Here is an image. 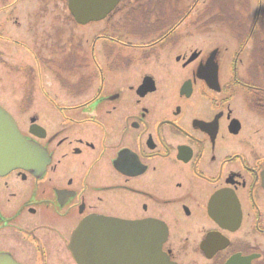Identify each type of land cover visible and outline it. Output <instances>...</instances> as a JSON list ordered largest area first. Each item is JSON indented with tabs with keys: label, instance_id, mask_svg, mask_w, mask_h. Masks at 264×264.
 Returning a JSON list of instances; mask_svg holds the SVG:
<instances>
[{
	"label": "flooded vegetation",
	"instance_id": "1",
	"mask_svg": "<svg viewBox=\"0 0 264 264\" xmlns=\"http://www.w3.org/2000/svg\"><path fill=\"white\" fill-rule=\"evenodd\" d=\"M70 1L0 0V107L42 152L0 174V255L78 264L74 233L102 218L153 224L115 232L124 264H153L155 225L172 264H264V6L223 48L204 0L87 22Z\"/></svg>",
	"mask_w": 264,
	"mask_h": 264
},
{
	"label": "water",
	"instance_id": "2",
	"mask_svg": "<svg viewBox=\"0 0 264 264\" xmlns=\"http://www.w3.org/2000/svg\"><path fill=\"white\" fill-rule=\"evenodd\" d=\"M98 1L71 0V9L77 20L80 22L102 20L113 11L115 5L119 2V0ZM92 4L102 5V10L89 11L88 8ZM41 160L42 152L22 137L14 118L0 107V174L12 170L13 167H26L38 164ZM151 226L153 224H124L123 222L108 219L93 218L84 221L77 229L73 235L70 248L78 264H124L121 259L123 251L120 249L123 238L121 236L118 237L115 232L123 228L125 230L140 232L145 236V233L153 230ZM154 230L157 232L159 247L153 264H172L160 253V237L163 234L162 227L155 225ZM141 244L144 245L146 242ZM128 245H134V243ZM141 253L143 255V252ZM0 264L18 263L12 258L1 254ZM126 264L130 263L127 262ZM141 264L146 263L142 260Z\"/></svg>",
	"mask_w": 264,
	"mask_h": 264
},
{
	"label": "rangeland",
	"instance_id": "3",
	"mask_svg": "<svg viewBox=\"0 0 264 264\" xmlns=\"http://www.w3.org/2000/svg\"><path fill=\"white\" fill-rule=\"evenodd\" d=\"M260 2L261 5L264 6V0H204V4L206 6L205 20L214 17V20H219V22H221L217 31L220 33V37L218 39L222 38V41H219L223 48H231L232 46V43L230 42L231 36L228 32L227 26L230 25V22L234 19V17L238 16L239 19H246V11L250 8L258 10L257 8L258 5H260ZM211 5L215 6L216 9H210L209 6ZM218 36L219 35H217V37ZM7 83L9 82L7 81L6 76L1 75L0 73V85ZM14 112L16 111L14 110Z\"/></svg>",
	"mask_w": 264,
	"mask_h": 264
}]
</instances>
